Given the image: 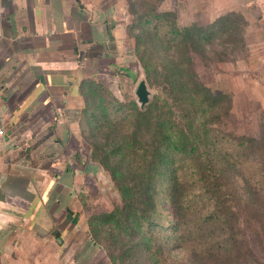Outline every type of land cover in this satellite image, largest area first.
I'll return each mask as SVG.
<instances>
[{"label": "rangeland", "instance_id": "374dc122", "mask_svg": "<svg viewBox=\"0 0 264 264\" xmlns=\"http://www.w3.org/2000/svg\"><path fill=\"white\" fill-rule=\"evenodd\" d=\"M166 2L128 0L131 59L118 65L127 70L98 67L102 75L81 84L75 125L65 127L81 163L73 210L85 234L80 262L264 264L260 32L238 12L195 13L184 1ZM142 79L150 91L143 109ZM202 129L213 139L201 135L202 146L191 150ZM165 137L177 151L170 145L156 170ZM232 234V251L226 244L209 252Z\"/></svg>", "mask_w": 264, "mask_h": 264}, {"label": "crops", "instance_id": "0c3cea01", "mask_svg": "<svg viewBox=\"0 0 264 264\" xmlns=\"http://www.w3.org/2000/svg\"><path fill=\"white\" fill-rule=\"evenodd\" d=\"M181 1L195 13L244 14L264 43V0ZM127 2L0 0V264H81V163L65 127L98 67L127 70L118 67L131 59Z\"/></svg>", "mask_w": 264, "mask_h": 264}, {"label": "trees", "instance_id": "16d2710c", "mask_svg": "<svg viewBox=\"0 0 264 264\" xmlns=\"http://www.w3.org/2000/svg\"><path fill=\"white\" fill-rule=\"evenodd\" d=\"M207 33H208V30H207ZM231 35V33H230ZM208 35L207 34H204L200 39L202 41H205L206 39H208ZM143 109V108H141ZM139 114H141V110L138 111ZM206 130L202 129V131L199 132V135L196 136V143L195 144H192L194 145L193 147H191V150H195L196 147H201L203 142H204V139L203 138H200L201 135L206 138V142H210L209 139H213L212 136H206ZM183 144V143H182ZM182 144L179 146V148H181ZM170 145H173L175 147V150L177 151V147H176V144L172 141V139L170 137H165L163 141H161L159 144H157V151L155 152L154 154V161L153 163H155L156 165V170L158 169V167L160 166L161 163H163L164 161H168L169 160V155H170V152H169V146ZM191 145V143H190ZM167 150H166V149ZM166 150V152H164ZM185 150V148H184ZM169 152V153H168ZM190 152H194V151H190ZM192 157V156H191ZM216 158L217 156L216 155H212L211 158H210V163L213 164L214 166V169L217 167L216 165ZM151 161V160H150ZM155 170V171H156ZM179 180L175 181V183H173V191H174V197H173V201L174 203H176V198L177 196L175 195L176 191L179 189ZM148 191H150V188L148 189ZM155 193V192H154ZM152 194V193H151ZM218 212V210H217ZM215 213H216V210L215 211H212L211 213L207 214L205 217H204V220L205 221H208V220H211V219H215ZM204 221V222H205ZM237 237V235H231L230 237H223L224 239L219 241V243H216V245L214 247H212L209 252L212 253H216V252H220L221 249H222V246H226V244H228L230 247H224V250H226L225 248H228L229 251H232L230 250L231 248H233L236 244H237V240L235 241V238ZM238 239V238H237ZM238 252H240V248L238 249Z\"/></svg>", "mask_w": 264, "mask_h": 264}, {"label": "water", "instance_id": "95a60500", "mask_svg": "<svg viewBox=\"0 0 264 264\" xmlns=\"http://www.w3.org/2000/svg\"><path fill=\"white\" fill-rule=\"evenodd\" d=\"M136 95L138 97V101L141 104V108H144L145 105L149 102L150 95V91L148 90L146 81L144 79L140 81L136 90Z\"/></svg>", "mask_w": 264, "mask_h": 264}, {"label": "built area", "instance_id": "2783aa9c", "mask_svg": "<svg viewBox=\"0 0 264 264\" xmlns=\"http://www.w3.org/2000/svg\"><path fill=\"white\" fill-rule=\"evenodd\" d=\"M0 121H2V122H4L3 121V118H2V113H1V111H0ZM5 125H4V123H1L0 124V137H2V136H4L5 135Z\"/></svg>", "mask_w": 264, "mask_h": 264}]
</instances>
